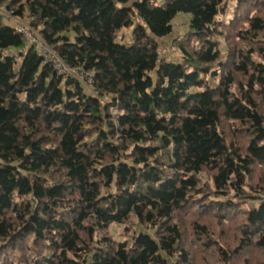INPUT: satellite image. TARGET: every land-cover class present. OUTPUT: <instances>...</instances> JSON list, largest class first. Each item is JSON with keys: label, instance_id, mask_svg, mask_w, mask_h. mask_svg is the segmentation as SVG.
Returning <instances> with one entry per match:
<instances>
[{"label": "trees", "instance_id": "obj_1", "mask_svg": "<svg viewBox=\"0 0 264 264\" xmlns=\"http://www.w3.org/2000/svg\"><path fill=\"white\" fill-rule=\"evenodd\" d=\"M162 1L0 0V264H264V0Z\"/></svg>", "mask_w": 264, "mask_h": 264}, {"label": "built area", "instance_id": "obj_2", "mask_svg": "<svg viewBox=\"0 0 264 264\" xmlns=\"http://www.w3.org/2000/svg\"><path fill=\"white\" fill-rule=\"evenodd\" d=\"M9 17L13 19V14L10 13ZM15 28L25 36L29 44L35 48L39 56L43 60L44 65L52 67L61 76L66 78H77L84 83L86 87L92 86V77L85 75L80 70L67 67L63 61L58 57L54 48L46 44L41 38L39 32L31 29L22 22H17Z\"/></svg>", "mask_w": 264, "mask_h": 264}, {"label": "rangeland", "instance_id": "obj_3", "mask_svg": "<svg viewBox=\"0 0 264 264\" xmlns=\"http://www.w3.org/2000/svg\"><path fill=\"white\" fill-rule=\"evenodd\" d=\"M155 2L157 3V5H161L163 4L162 0H155ZM236 7V0H229L228 2V8H227V13L225 16H221L219 19L220 20H225V21H230L231 18H233V13H234V9ZM186 15H180L176 22H175V28L173 33L164 38L159 40V43L161 45V55L163 58H167L170 62H180V53L176 50L175 47H173L174 41L179 38L180 36H183L186 31H187V22L188 19L187 17H185ZM189 17V16H188ZM132 30L128 31V32H122L120 34V37L122 38L123 36L126 38V40H130V35H131ZM123 37V38H124ZM234 208H236V210L238 211V213H242L244 212L248 207H246L244 204L237 202L236 206H234ZM117 229H114L112 232V235H116V238L118 240H120L121 238L119 236H117L116 232ZM118 231H120L118 229Z\"/></svg>", "mask_w": 264, "mask_h": 264}, {"label": "crops", "instance_id": "obj_4", "mask_svg": "<svg viewBox=\"0 0 264 264\" xmlns=\"http://www.w3.org/2000/svg\"><path fill=\"white\" fill-rule=\"evenodd\" d=\"M6 22H7L8 25H10V26H12V27H15V25L17 24L18 21L15 20V19H11L10 17L7 16V18H6ZM22 23L26 24L27 21L25 20V21L22 22Z\"/></svg>", "mask_w": 264, "mask_h": 264}]
</instances>
